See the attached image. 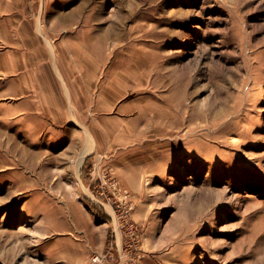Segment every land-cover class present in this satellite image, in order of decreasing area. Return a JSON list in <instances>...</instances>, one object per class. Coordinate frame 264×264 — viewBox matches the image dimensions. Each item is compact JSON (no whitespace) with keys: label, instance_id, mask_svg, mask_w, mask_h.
<instances>
[{"label":"rangeland","instance_id":"rangeland-1","mask_svg":"<svg viewBox=\"0 0 264 264\" xmlns=\"http://www.w3.org/2000/svg\"><path fill=\"white\" fill-rule=\"evenodd\" d=\"M32 7L75 108L0 94V264H264V0Z\"/></svg>","mask_w":264,"mask_h":264},{"label":"crops","instance_id":"crops-1","mask_svg":"<svg viewBox=\"0 0 264 264\" xmlns=\"http://www.w3.org/2000/svg\"><path fill=\"white\" fill-rule=\"evenodd\" d=\"M37 2L0 0V94L9 95L18 113L34 111L61 125L72 117L76 80L65 54L38 33Z\"/></svg>","mask_w":264,"mask_h":264},{"label":"bare ground","instance_id":"bare-ground-1","mask_svg":"<svg viewBox=\"0 0 264 264\" xmlns=\"http://www.w3.org/2000/svg\"><path fill=\"white\" fill-rule=\"evenodd\" d=\"M103 40V39H102ZM178 105V104H177ZM177 109V108H176ZM172 111H174V110H172ZM175 112V111H174ZM177 113V112H176ZM205 113V112H204ZM207 114V113H206ZM204 115V114H203ZM172 118V117H171ZM210 119V118H209ZM8 139V138H7ZM10 139H12V138H10ZM7 142V141H6ZM2 145V144H1ZM6 146V145H5ZM1 147V146H0ZM10 147H14L13 146V143H11L10 144ZM87 150H88V144L86 143L85 144V147H84V150H83V152L81 153V157L80 158H82L83 157V155L87 152ZM31 158H33V157H31ZM80 163V162H79ZM31 166H32V164H31ZM74 224V223H73ZM76 227V226H75ZM76 229V228H75Z\"/></svg>","mask_w":264,"mask_h":264}]
</instances>
